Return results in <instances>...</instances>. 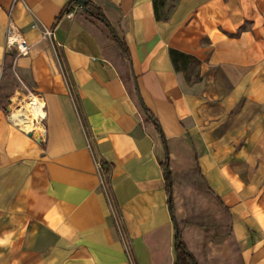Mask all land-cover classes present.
<instances>
[{
    "label": "crops",
    "instance_id": "obj_1",
    "mask_svg": "<svg viewBox=\"0 0 264 264\" xmlns=\"http://www.w3.org/2000/svg\"><path fill=\"white\" fill-rule=\"evenodd\" d=\"M90 1L110 28L60 17L70 0H0V264H176L180 229L196 264H264V0H178L168 21ZM9 16L28 55L7 50ZM171 47L200 60L191 81ZM32 95L42 139L8 114ZM193 183L227 232L183 203Z\"/></svg>",
    "mask_w": 264,
    "mask_h": 264
},
{
    "label": "trees",
    "instance_id": "obj_2",
    "mask_svg": "<svg viewBox=\"0 0 264 264\" xmlns=\"http://www.w3.org/2000/svg\"><path fill=\"white\" fill-rule=\"evenodd\" d=\"M169 1V6H167V2ZM178 0H153V5H154V10H155V17L157 20H163V21H168L171 13L177 6ZM77 2L74 0H70L69 4L63 9L61 12L60 17L64 16L65 14L71 12L76 6ZM87 7L89 9V12L87 14L90 17L97 18L101 22L105 23L108 28H110V23L105 16L104 12L102 11L101 8L96 6L92 1L87 0ZM86 13V12H85ZM114 32V31H112ZM117 39V37H116ZM123 49L127 53V48L126 45L123 43ZM170 56L172 63L177 71H183L186 74V77L189 81L192 80V76L190 75L189 71L195 70L197 66L200 64V60L195 57L194 55H191L189 53L183 52L179 49L176 48H170L169 50ZM199 79V75H196L195 80ZM146 120L147 121H153L158 125V119L155 117L153 112L150 109H147L146 111ZM159 126V125H158ZM197 160V159H196ZM193 171L194 174H196V171H198L199 178H203V175L201 174V171L198 166ZM166 167V165H165ZM101 171H103L104 174H107L109 172V167L106 165H102ZM168 174V179L169 182L171 181L170 179V172H167ZM109 192V190H108ZM170 192V191H169ZM213 198H215L217 201L221 202L220 197L215 194L213 191ZM110 194V192H109ZM176 249H177V261L176 264H196V261L193 257V255L190 253L186 245L184 244L182 240V231L181 229L179 230V235L177 239V244H176Z\"/></svg>",
    "mask_w": 264,
    "mask_h": 264
},
{
    "label": "rangeland",
    "instance_id": "obj_3",
    "mask_svg": "<svg viewBox=\"0 0 264 264\" xmlns=\"http://www.w3.org/2000/svg\"><path fill=\"white\" fill-rule=\"evenodd\" d=\"M196 70L193 71V74H195ZM36 97L35 95L30 96L29 98H25L23 100L17 101L15 103H13V105L11 106V109L8 111L9 114V118L10 115L13 112L18 111L19 109H21L23 106H25L28 102H30V99ZM38 98V97H37ZM39 122V120H38ZM41 122V121H40ZM39 127H42L41 124ZM31 132H33L34 134H36L37 132L41 133L43 132V127L42 129H38V130H31ZM190 186V184H189ZM191 186H194L195 189L192 187V189H188V187L185 184V188H187L185 191H182V189L179 190V192H183V196L185 197V195H187V197H185V199H183V203L186 202H193L195 196H197V200L199 201V207H197V209H199L196 213V216L198 217L197 220L201 221L204 223V225H206L208 229V227H212L209 228V230L212 233H218V234H223V232H227L228 231V223L226 218L224 217L223 213L220 211V209L218 208V206L216 205V203L212 200L213 198L206 194L203 193L202 191H198L197 188V183H193L191 184ZM186 193V194H185ZM198 193V195H197ZM196 209V210H197ZM184 213L187 216H190L193 214V206H188L185 205L184 208ZM195 215V213H194Z\"/></svg>",
    "mask_w": 264,
    "mask_h": 264
},
{
    "label": "built area",
    "instance_id": "obj_4",
    "mask_svg": "<svg viewBox=\"0 0 264 264\" xmlns=\"http://www.w3.org/2000/svg\"><path fill=\"white\" fill-rule=\"evenodd\" d=\"M17 0H13L15 2ZM80 9L78 6H76L71 12L67 13L69 17H73L75 13ZM34 27L37 26V24L33 25ZM54 31L50 28L45 27L43 29V37H51L53 36ZM7 50L9 52L16 51V56H25L28 55L31 50V44L28 41V39L24 36V34L21 32V30L18 28V26L15 24L14 20L9 16V22L7 27ZM36 138L42 139L43 138V132L37 133ZM98 166L100 167V163H98Z\"/></svg>",
    "mask_w": 264,
    "mask_h": 264
},
{
    "label": "bare ground",
    "instance_id": "obj_5",
    "mask_svg": "<svg viewBox=\"0 0 264 264\" xmlns=\"http://www.w3.org/2000/svg\"><path fill=\"white\" fill-rule=\"evenodd\" d=\"M43 105L44 104L39 98L33 97L30 99V102L21 109L13 112L11 117L18 125L27 131L42 129V127H39L40 124L38 120L44 117Z\"/></svg>",
    "mask_w": 264,
    "mask_h": 264
},
{
    "label": "water",
    "instance_id": "obj_6",
    "mask_svg": "<svg viewBox=\"0 0 264 264\" xmlns=\"http://www.w3.org/2000/svg\"><path fill=\"white\" fill-rule=\"evenodd\" d=\"M74 1L77 2L78 6H79L81 9H83L84 11L89 12V9H88V7H87V0H74ZM134 83H135V88H136V91H137V95H138V97H139V99H140V102H141L143 108L145 109V111H147V108H146V106H145V103H144V101H143V99H142V97H141V93H140V90H139V85H138L136 79H134ZM33 134H34V133H33ZM170 198H171V196H170Z\"/></svg>",
    "mask_w": 264,
    "mask_h": 264
}]
</instances>
